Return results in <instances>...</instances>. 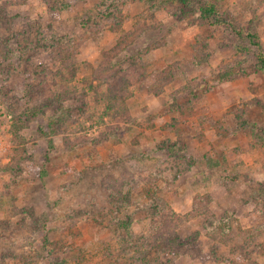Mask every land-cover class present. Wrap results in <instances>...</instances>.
I'll list each match as a JSON object with an SVG mask.
<instances>
[{"label":"rangeland","instance_id":"374dc122","mask_svg":"<svg viewBox=\"0 0 264 264\" xmlns=\"http://www.w3.org/2000/svg\"><path fill=\"white\" fill-rule=\"evenodd\" d=\"M257 52L264 0H0V264H264Z\"/></svg>","mask_w":264,"mask_h":264},{"label":"trees","instance_id":"16d2710c","mask_svg":"<svg viewBox=\"0 0 264 264\" xmlns=\"http://www.w3.org/2000/svg\"><path fill=\"white\" fill-rule=\"evenodd\" d=\"M172 4L179 5L181 8H185L189 6V0H169ZM200 16L205 19L206 21H209L212 26L217 25H227L230 29H234L232 25L224 21L219 15L216 10V7L214 4L207 3L203 4L198 7ZM248 37L252 41L253 44L259 45V42L255 35L249 34ZM257 63L260 67H264V55L261 52H257L256 54ZM70 67V66H69ZM108 75V74H107Z\"/></svg>","mask_w":264,"mask_h":264}]
</instances>
